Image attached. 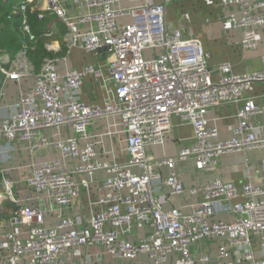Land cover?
<instances>
[{
	"label": "built area",
	"instance_id": "obj_1",
	"mask_svg": "<svg viewBox=\"0 0 264 264\" xmlns=\"http://www.w3.org/2000/svg\"><path fill=\"white\" fill-rule=\"evenodd\" d=\"M69 2L79 3L86 14L71 16ZM171 2L124 9L121 0H44L40 7L36 0L19 1L17 11L30 40L35 37L28 10L38 12L39 20L48 11L67 28V56L78 48L99 62L78 70L62 69L63 58L46 59L37 72L27 46L14 59L0 48V77L34 80L0 120V143H28L31 151L52 148L58 153L35 165L27 180L50 212L72 207L94 183L100 195L95 205L101 210L86 222L62 214L48 227L43 202L17 206L3 227L0 255L8 252L28 264H69L85 249L99 246L128 262L146 257L151 264H264V186L217 177L187 190L177 172L179 162L193 161L197 171L217 173L223 155L264 150V105L247 96L264 83V70L237 73L231 63L211 66V53L197 36L167 24ZM222 3L236 9L232 28L242 33L243 49H256L264 0ZM78 20L90 27L78 30ZM46 47L59 51L54 44ZM88 79L104 90L102 103L90 105L80 98ZM224 105L238 107L228 140L220 139L208 116ZM175 122L191 126L190 146L176 157L155 159L149 149L165 145ZM65 127L74 136H63ZM104 139L116 140L127 160H101L98 149ZM260 168L264 172V160ZM99 173L104 174L100 181ZM157 186L174 197L188 191L197 200L189 212L165 210ZM2 188L17 203L14 182L5 177ZM137 227L144 228V236L131 240ZM21 230L28 238H19Z\"/></svg>",
	"mask_w": 264,
	"mask_h": 264
},
{
	"label": "crops",
	"instance_id": "obj_2",
	"mask_svg": "<svg viewBox=\"0 0 264 264\" xmlns=\"http://www.w3.org/2000/svg\"><path fill=\"white\" fill-rule=\"evenodd\" d=\"M38 6H42L44 0H36ZM164 0H121L124 9L140 7L144 4H161ZM68 13L73 17L83 16L86 9L79 3L69 2L67 4ZM236 9L227 8L222 0H172L167 7V24L173 28L181 29L186 35L197 36L204 48L211 53V66L231 63L235 72L246 73L264 70V28L260 30L259 45L256 49H243L241 45L242 33L232 28V23L237 15ZM237 13V12H236ZM234 17V18H233ZM127 20V19H124ZM53 26H58L53 23ZM89 23L81 24L77 21L76 28L85 30L89 28ZM54 40V39H53ZM55 47L61 50L60 43L53 41ZM54 52V53H58ZM62 69H78L84 66L97 64L99 61L94 56L85 53L81 49H74L72 53L63 58ZM0 120L8 117L12 112V106L17 102L21 92L27 91L34 86V80L27 78L16 82L3 78ZM254 98L259 104L264 105V83L257 84L254 90L247 95ZM80 98L90 105L102 103L105 92L100 84L94 79H88L81 91ZM238 107L235 105H224L216 107L209 112L211 123L220 131V139L228 140L232 137V132L237 125L236 112ZM65 137L74 136L68 127L62 129ZM192 128L190 125L180 126L175 122V127L168 136L164 146L152 147L150 154L157 160L164 158L168 142L173 141L177 144L175 156L181 149L191 144ZM179 144V147H178ZM120 149L116 140L104 139V144L98 149L101 160L113 162H125L127 156L118 152ZM58 156L52 148H44L40 151H31L28 143H0V175L1 179L7 177L15 184L17 203L12 202L2 193V182L0 183V240H4L5 230L3 229L9 221L12 212L17 206H38L44 203L43 207L48 210L45 225L54 226L59 220L60 215L65 214L69 217L78 218L81 221L90 220L101 210L100 206L95 205L99 199L98 184L94 183L90 191L83 190L82 196L77 199L74 205L64 210L55 208L49 211L48 204L43 197L35 193L27 186V180L34 171V166L46 161H50ZM247 160L252 165H248ZM264 160V150L252 152H240L223 155L220 160V168L217 173H206L197 171L193 161L179 162L177 172L185 183L186 189L199 186L208 180L217 177L225 181H232L238 185L252 182L256 186H264V172L260 168L261 161ZM167 169H163V174L167 175ZM104 174L99 173L97 179L100 181ZM156 195L165 199L164 209L182 207L184 212H189V205L197 199L189 195L187 191L180 197L170 195L165 187L157 186ZM6 202V203H5ZM12 207L8 208V207ZM144 236V228L137 227L130 235L131 240H140ZM21 240L28 238L26 231H19ZM0 264H28L26 259L18 260L9 256L8 252L0 255ZM69 264H151L146 257H140L137 261L128 262L112 258L102 247H90L85 249L81 258H76Z\"/></svg>",
	"mask_w": 264,
	"mask_h": 264
},
{
	"label": "trees",
	"instance_id": "obj_3",
	"mask_svg": "<svg viewBox=\"0 0 264 264\" xmlns=\"http://www.w3.org/2000/svg\"><path fill=\"white\" fill-rule=\"evenodd\" d=\"M19 1L22 0H0V48L14 59L18 53L25 47H28V57L35 66L36 71H40L46 59L64 58L66 56L68 45L65 39L67 28L57 20L50 12H44V19L39 20L38 12H27L29 27L34 39L30 40L28 33L24 31L23 14L17 11ZM55 23L58 26H53ZM52 33L50 39L60 43L61 50L58 53L49 51L44 43L45 34ZM1 102V92H0ZM2 182L0 175V183ZM6 203V202H5ZM8 207V206H7ZM13 209L12 207H8Z\"/></svg>",
	"mask_w": 264,
	"mask_h": 264
},
{
	"label": "rangeland",
	"instance_id": "obj_4",
	"mask_svg": "<svg viewBox=\"0 0 264 264\" xmlns=\"http://www.w3.org/2000/svg\"><path fill=\"white\" fill-rule=\"evenodd\" d=\"M43 40H44V43L46 44V46H49V45L54 44L53 43L54 40L53 39H50L48 37L44 38ZM91 130L92 129H90V131ZM173 141L168 142L167 150L165 151L166 153L163 154V157L175 156L174 154H175V151H176L177 144L175 145V143ZM178 147H179V144H178ZM2 193L4 194V192H2Z\"/></svg>",
	"mask_w": 264,
	"mask_h": 264
},
{
	"label": "water",
	"instance_id": "obj_5",
	"mask_svg": "<svg viewBox=\"0 0 264 264\" xmlns=\"http://www.w3.org/2000/svg\"><path fill=\"white\" fill-rule=\"evenodd\" d=\"M3 82H4L3 78L0 77V90L2 89Z\"/></svg>",
	"mask_w": 264,
	"mask_h": 264
}]
</instances>
